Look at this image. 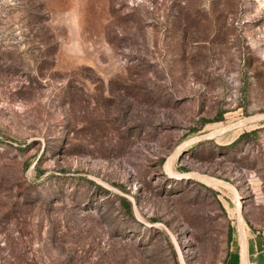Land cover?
<instances>
[{
	"label": "rangeland",
	"instance_id": "374dc122",
	"mask_svg": "<svg viewBox=\"0 0 264 264\" xmlns=\"http://www.w3.org/2000/svg\"><path fill=\"white\" fill-rule=\"evenodd\" d=\"M241 233L264 0H0V264H225Z\"/></svg>",
	"mask_w": 264,
	"mask_h": 264
},
{
	"label": "crops",
	"instance_id": "0c3cea01",
	"mask_svg": "<svg viewBox=\"0 0 264 264\" xmlns=\"http://www.w3.org/2000/svg\"><path fill=\"white\" fill-rule=\"evenodd\" d=\"M226 264H264V244L254 236L244 238L242 233L238 234L231 242Z\"/></svg>",
	"mask_w": 264,
	"mask_h": 264
},
{
	"label": "trees",
	"instance_id": "16d2710c",
	"mask_svg": "<svg viewBox=\"0 0 264 264\" xmlns=\"http://www.w3.org/2000/svg\"><path fill=\"white\" fill-rule=\"evenodd\" d=\"M220 119H218L217 121H219ZM245 135L241 136L238 140H236L233 145H237L240 140L242 139V137H244ZM120 202H121V205L123 207V209L127 212L128 215L132 216L133 215V208H132V205H131V202L129 200H127L126 198L124 197H120L119 198ZM232 242V239H230V243ZM229 255V253H228ZM228 258V256H227ZM227 260V259H226ZM225 264H226V261H225Z\"/></svg>",
	"mask_w": 264,
	"mask_h": 264
}]
</instances>
